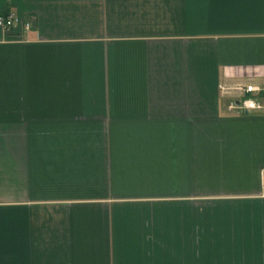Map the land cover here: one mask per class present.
I'll return each mask as SVG.
<instances>
[{
  "label": "crops",
  "instance_id": "0c3cea01",
  "mask_svg": "<svg viewBox=\"0 0 264 264\" xmlns=\"http://www.w3.org/2000/svg\"><path fill=\"white\" fill-rule=\"evenodd\" d=\"M0 13V264H264V0Z\"/></svg>",
  "mask_w": 264,
  "mask_h": 264
},
{
  "label": "built area",
  "instance_id": "2783aa9c",
  "mask_svg": "<svg viewBox=\"0 0 264 264\" xmlns=\"http://www.w3.org/2000/svg\"><path fill=\"white\" fill-rule=\"evenodd\" d=\"M15 19L11 14L0 13V26L6 29H10L13 27ZM235 90L243 93L244 98L240 100V102H232L231 107H237L241 110H257L261 109L262 105L252 97H245L246 94L255 92L259 90L253 85H238L235 87Z\"/></svg>",
  "mask_w": 264,
  "mask_h": 264
}]
</instances>
